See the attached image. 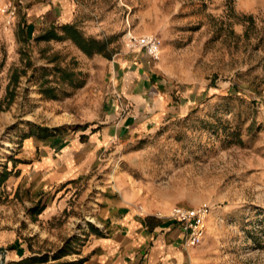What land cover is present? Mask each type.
<instances>
[{
    "label": "rangeland",
    "instance_id": "374dc122",
    "mask_svg": "<svg viewBox=\"0 0 264 264\" xmlns=\"http://www.w3.org/2000/svg\"><path fill=\"white\" fill-rule=\"evenodd\" d=\"M13 3L0 0V248L17 236L50 254L43 264L75 261L74 249L54 259L69 239L63 231L82 228L67 223L82 218L74 208L88 206L87 180L96 176L99 190L126 187L140 211L164 220H173L174 208H208L205 237L189 248L192 264H264V0H75L74 25L87 39L109 42L112 59L89 57L70 39L38 41L53 26L29 24L23 5L9 23ZM129 34L159 38L160 59L128 48ZM127 57L185 97L174 99L176 113L117 141L71 190V211L31 238L39 223L26 204L39 196L10 188L11 159L31 135L71 139L98 124L106 103L118 102L113 76ZM48 88L55 99L43 93Z\"/></svg>",
    "mask_w": 264,
    "mask_h": 264
},
{
    "label": "crops",
    "instance_id": "0c3cea01",
    "mask_svg": "<svg viewBox=\"0 0 264 264\" xmlns=\"http://www.w3.org/2000/svg\"><path fill=\"white\" fill-rule=\"evenodd\" d=\"M23 1L21 9L29 24L55 27L75 22L72 10L75 0ZM59 34L63 35L62 32ZM120 64V73L113 76L114 80H119L118 102L110 106L106 103L104 115L98 124L71 139L60 136L38 139L31 136L11 159L13 174L9 176L10 188L17 191L21 185H25L26 195L39 196L36 204H26L30 210L41 209L40 214L30 212L39 223V226L31 225L35 229L30 234L31 238L39 235L44 227L54 223L63 213L71 211L67 203L71 190L74 186H83L99 162L107 160L106 153L117 141L135 132L145 131L149 125L162 122L167 115L176 113L177 107L172 105H179L180 102H174V99L182 101L185 97V92L181 93L180 90L172 96L162 81L155 82L157 76L154 73L150 74L143 64L133 63L131 57ZM95 177L87 180L90 184L88 206L74 208L80 210L82 218L71 217L72 224L67 223L77 227L82 223V228L63 231L68 235V240H73L67 254L75 250L77 259L72 262L192 264L191 250L185 246V233L180 222L164 220L149 210L146 213L140 211L135 204L136 199H132L133 193L126 187L119 190L107 186L99 190L92 185ZM49 191H52V195ZM47 235H50V230H45L44 236ZM16 241L18 243L14 244ZM11 244L6 250V259L10 264L50 255L32 251V246L23 243L17 236H14ZM74 245L79 248L75 249Z\"/></svg>",
    "mask_w": 264,
    "mask_h": 264
},
{
    "label": "built area",
    "instance_id": "2783aa9c",
    "mask_svg": "<svg viewBox=\"0 0 264 264\" xmlns=\"http://www.w3.org/2000/svg\"><path fill=\"white\" fill-rule=\"evenodd\" d=\"M23 0H14V3L7 9L9 23L15 17L19 7L23 5ZM127 47L133 51H144L152 60L160 59L162 52V42L153 35L135 37L129 34L127 38ZM209 216V209L202 207L196 209L174 208L170 217L182 224L185 233V246L187 248L198 246L205 237L206 223Z\"/></svg>",
    "mask_w": 264,
    "mask_h": 264
},
{
    "label": "trees",
    "instance_id": "16d2710c",
    "mask_svg": "<svg viewBox=\"0 0 264 264\" xmlns=\"http://www.w3.org/2000/svg\"><path fill=\"white\" fill-rule=\"evenodd\" d=\"M59 32H62L63 35H60ZM65 39H70L83 53H85L87 56L92 57L95 54L98 55H104L108 59H112L113 53H105L107 50V46L109 42H100L95 39H87L85 38L82 33L79 31V29L74 24H68L63 26H55L53 27V30L41 35L37 38L38 41H50V40H57V41H64ZM70 77L73 76V74L69 75ZM14 79L12 81H15L16 83L19 80L18 76L13 77ZM45 95H47L48 98L55 99L56 95L54 93L53 88H48L43 91ZM15 98V93L13 90H11L10 86L7 91V96L5 98V101L8 102V105L13 102ZM1 105V104H0ZM1 111V110H0ZM47 130V129H43ZM33 136V135H31ZM5 178L8 177V173H4ZM32 214H40L41 209L39 208H33L30 210ZM73 240L70 239L67 241L65 246L58 252V255L55 256L54 260H59L62 257L66 256L69 252V249L72 247ZM49 261L48 255H45L43 257H34L31 259H25L22 262L18 264H27V263H47ZM84 261H78V262H66V263H57V264H82Z\"/></svg>",
    "mask_w": 264,
    "mask_h": 264
},
{
    "label": "water",
    "instance_id": "95a60500",
    "mask_svg": "<svg viewBox=\"0 0 264 264\" xmlns=\"http://www.w3.org/2000/svg\"><path fill=\"white\" fill-rule=\"evenodd\" d=\"M6 253H7V251H6L5 248H0V254L2 256L0 264H5V262H6Z\"/></svg>",
    "mask_w": 264,
    "mask_h": 264
}]
</instances>
